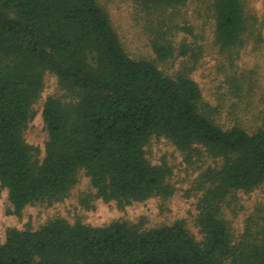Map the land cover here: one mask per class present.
Listing matches in <instances>:
<instances>
[{
    "label": "trees",
    "instance_id": "1",
    "mask_svg": "<svg viewBox=\"0 0 264 264\" xmlns=\"http://www.w3.org/2000/svg\"><path fill=\"white\" fill-rule=\"evenodd\" d=\"M188 1L139 3L165 19ZM210 10L216 43L239 46L251 18L245 1L211 0ZM156 35L157 57H171L170 40ZM47 71L67 96L44 102L48 138L40 162V149L24 134ZM206 106L189 69L168 76L153 60L132 58L98 0H0V184L10 213L63 199L81 169L106 201L170 195L169 171L145 154L156 134L183 151L203 147L218 160L203 173L210 185L199 203L202 242L180 221L141 230L125 221L95 227L56 218L36 230L7 229L0 264H264V231L234 241L220 216L226 195L264 183V128H224Z\"/></svg>",
    "mask_w": 264,
    "mask_h": 264
},
{
    "label": "rangeland",
    "instance_id": "2",
    "mask_svg": "<svg viewBox=\"0 0 264 264\" xmlns=\"http://www.w3.org/2000/svg\"><path fill=\"white\" fill-rule=\"evenodd\" d=\"M210 1L190 0L185 6L169 9L164 19L163 15L152 16L139 0H98L110 14L132 58L153 60L168 76L189 69L210 116L224 128L235 124L250 132L264 128V0H244L251 17L249 29L243 42L230 50L216 43ZM184 26L192 32L182 29ZM158 30L165 33L174 49L173 55L165 60H160L152 47ZM52 95L62 96V99L67 96L58 78L47 71L43 90L32 105L33 116L24 134L30 145L40 149L35 156L40 162L48 138L42 111L44 102ZM144 149L151 164L169 171L167 182L173 189L170 195H154L124 205L115 200L106 201L97 196L90 177L81 169L76 183L63 199L29 204L20 214H13L9 212L12 205L8 191L0 184V243L6 240L9 228L36 230L56 218L95 227L125 221L141 230L180 221L198 242H202L199 203L210 185L203 173L216 166L218 160L203 147H199L200 152L183 151L169 138L157 134L150 137ZM220 216L234 241L249 234L255 238L262 236L264 183L251 190H235L226 195L220 202ZM226 264L234 263L227 261Z\"/></svg>",
    "mask_w": 264,
    "mask_h": 264
}]
</instances>
